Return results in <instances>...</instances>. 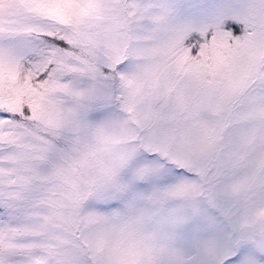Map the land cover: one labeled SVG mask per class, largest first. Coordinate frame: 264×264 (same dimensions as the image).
<instances>
[{
  "label": "snow or ice",
  "instance_id": "6c2138e0",
  "mask_svg": "<svg viewBox=\"0 0 264 264\" xmlns=\"http://www.w3.org/2000/svg\"><path fill=\"white\" fill-rule=\"evenodd\" d=\"M0 264H264V0H0Z\"/></svg>",
  "mask_w": 264,
  "mask_h": 264
}]
</instances>
